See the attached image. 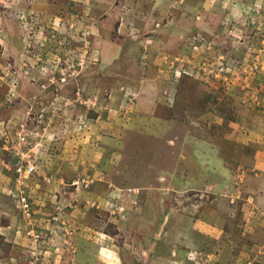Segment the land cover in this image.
Masks as SVG:
<instances>
[{"label": "rangeland", "instance_id": "rangeland-1", "mask_svg": "<svg viewBox=\"0 0 264 264\" xmlns=\"http://www.w3.org/2000/svg\"><path fill=\"white\" fill-rule=\"evenodd\" d=\"M0 264H264V0H0Z\"/></svg>", "mask_w": 264, "mask_h": 264}, {"label": "built area", "instance_id": "built-area-1", "mask_svg": "<svg viewBox=\"0 0 264 264\" xmlns=\"http://www.w3.org/2000/svg\"><path fill=\"white\" fill-rule=\"evenodd\" d=\"M37 167L34 163H32L31 161H28L27 163H18V166L16 168L17 173H19V175H24V176H29L30 174H33L34 172H36Z\"/></svg>", "mask_w": 264, "mask_h": 264}]
</instances>
